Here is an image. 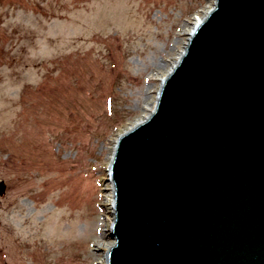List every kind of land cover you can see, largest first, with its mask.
Segmentation results:
<instances>
[{
  "label": "rangeland",
  "instance_id": "obj_1",
  "mask_svg": "<svg viewBox=\"0 0 264 264\" xmlns=\"http://www.w3.org/2000/svg\"><path fill=\"white\" fill-rule=\"evenodd\" d=\"M215 0H0V264H107L109 166Z\"/></svg>",
  "mask_w": 264,
  "mask_h": 264
},
{
  "label": "water",
  "instance_id": "obj_2",
  "mask_svg": "<svg viewBox=\"0 0 264 264\" xmlns=\"http://www.w3.org/2000/svg\"><path fill=\"white\" fill-rule=\"evenodd\" d=\"M109 170L107 264H264V0H215Z\"/></svg>",
  "mask_w": 264,
  "mask_h": 264
},
{
  "label": "bare ground",
  "instance_id": "obj_3",
  "mask_svg": "<svg viewBox=\"0 0 264 264\" xmlns=\"http://www.w3.org/2000/svg\"><path fill=\"white\" fill-rule=\"evenodd\" d=\"M201 20H203V18H202V19L199 18V20L196 21L195 26L193 27V29L191 30V32H190L189 34H191V33L193 32L194 28L197 26V24H198ZM105 262H107V260H105Z\"/></svg>",
  "mask_w": 264,
  "mask_h": 264
},
{
  "label": "built area",
  "instance_id": "obj_4",
  "mask_svg": "<svg viewBox=\"0 0 264 264\" xmlns=\"http://www.w3.org/2000/svg\"><path fill=\"white\" fill-rule=\"evenodd\" d=\"M196 18H197V20H199V18H201V19H202L203 17H201V16H198V15H197V17H196ZM197 20H196V21H197Z\"/></svg>",
  "mask_w": 264,
  "mask_h": 264
}]
</instances>
